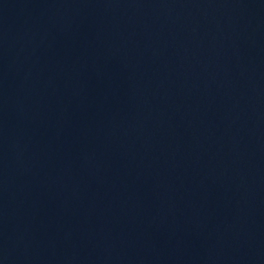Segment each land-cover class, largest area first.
<instances>
[{
  "label": "water",
  "instance_id": "95a60500",
  "mask_svg": "<svg viewBox=\"0 0 264 264\" xmlns=\"http://www.w3.org/2000/svg\"><path fill=\"white\" fill-rule=\"evenodd\" d=\"M0 264H264V0H0Z\"/></svg>",
  "mask_w": 264,
  "mask_h": 264
}]
</instances>
